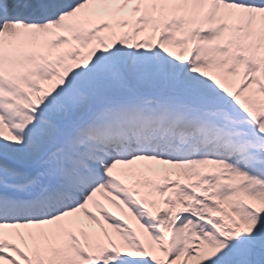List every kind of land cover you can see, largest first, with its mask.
<instances>
[{"label":"snow or ice","instance_id":"1","mask_svg":"<svg viewBox=\"0 0 264 264\" xmlns=\"http://www.w3.org/2000/svg\"><path fill=\"white\" fill-rule=\"evenodd\" d=\"M0 264H264V0H0Z\"/></svg>","mask_w":264,"mask_h":264}]
</instances>
